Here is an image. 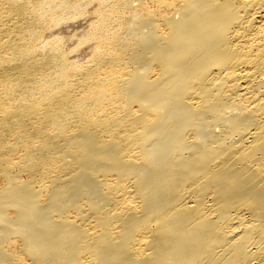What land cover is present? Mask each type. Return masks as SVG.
Masks as SVG:
<instances>
[{
  "label": "bare ground",
  "instance_id": "obj_1",
  "mask_svg": "<svg viewBox=\"0 0 264 264\" xmlns=\"http://www.w3.org/2000/svg\"><path fill=\"white\" fill-rule=\"evenodd\" d=\"M0 264H264V0H0Z\"/></svg>",
  "mask_w": 264,
  "mask_h": 264
},
{
  "label": "rangeland",
  "instance_id": "obj_2",
  "mask_svg": "<svg viewBox=\"0 0 264 264\" xmlns=\"http://www.w3.org/2000/svg\"><path fill=\"white\" fill-rule=\"evenodd\" d=\"M93 5H94V3H92V5H88L89 7H87L86 8V12H87V10L90 12V14H89V12H85V14L84 15H82L81 17L80 16H78L79 17V19H78V17H77V19L76 18H74L73 20L71 19H69V20H64V22H62V23H60L59 24V26H61V28L60 27H58V25H57V27H56V29H54V31H47V33L49 32L50 33V36H58V37H60L61 38V40H62V45L64 46V49H66L67 51H69V50H71V49H73V47L77 44V45H79L78 43V40H77V38H79L80 36H82L81 35V33H84V31H85V33L84 34H87V31L89 30V29H91L90 27H91V25L89 26L88 24H92L93 23V21L95 20V19H97L96 18V14H93V12H94V9H92V7H93ZM92 12V13H91ZM86 17V18H85ZM82 18H83V20H82ZM84 18H85V20H84ZM94 19V20H92V19ZM87 19H88V21H87ZM89 19H91L90 21H89ZM70 21H71V23H70ZM85 21H87V23L85 22ZM65 23V24H64ZM70 23V24H69ZM82 23V24H81ZM94 23H95V21H94ZM84 24H86V25H84ZM77 27V28H76ZM85 27V28H84ZM58 28V29H57ZM75 28V29H74ZM89 28V29H88ZM87 29V30H86ZM83 30V31H82ZM74 31V32H73ZM82 31V32H81ZM72 32L73 33H75V36H76V38L74 37V34H72ZM56 33V34H55ZM51 34H53V35H51ZM73 35V37L72 36H70L69 37V35ZM79 34H80V36H79ZM84 34H83V36H84ZM67 36V37H66ZM82 36V37H83ZM81 37V38H82ZM72 39V40H71ZM79 40H80V38H79ZM75 41V42H74ZM64 43V44H63ZM76 45V46H77ZM82 46L80 47V46H78V48H74L75 49V51H72L71 52V57H72V60H74L75 58H76V56H77V58H76V62L78 61H83V60H85L87 57H89L90 56V46L92 45L91 44V42H86V44L84 43V44H81ZM71 46H72V48H71ZM89 47V48H88ZM71 48V49H70ZM69 49V50H68ZM76 49H78V50H76ZM81 49H82V51H81ZM89 49V50H88ZM79 51V52H78ZM74 53V54H73ZM86 53V54H85ZM73 57H74V59H73ZM86 57V58H85Z\"/></svg>",
  "mask_w": 264,
  "mask_h": 264
}]
</instances>
